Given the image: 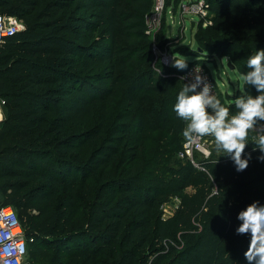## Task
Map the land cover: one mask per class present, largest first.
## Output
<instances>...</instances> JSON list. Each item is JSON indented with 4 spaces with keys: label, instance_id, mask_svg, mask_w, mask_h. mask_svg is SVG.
Instances as JSON below:
<instances>
[{
    "label": "trees",
    "instance_id": "16d2710c",
    "mask_svg": "<svg viewBox=\"0 0 264 264\" xmlns=\"http://www.w3.org/2000/svg\"><path fill=\"white\" fill-rule=\"evenodd\" d=\"M208 1L213 25L201 23V31L219 19L224 26L229 17L235 20L220 8L229 0ZM152 7L153 0H0V14L25 25L0 45V202L15 208L27 238L34 240L31 262L144 264L140 253L148 247L156 250L150 264H248L250 234L236 233L237 216L253 202L264 205L259 150L251 146L242 155L250 158L240 172L232 159L213 153L201 164L203 183L186 194V184L171 191L159 169L139 168L132 159L125 180H107L119 152L98 144L102 128L83 130L109 116L112 101L109 106L104 101L114 94L103 96L97 89L105 80L117 86L125 77L131 105L146 85L167 94L184 85L173 77L181 74L176 68L161 64L158 69L168 76L163 78L151 66L137 67L136 48L126 47L132 39L152 41L146 35ZM235 13L248 17L243 9ZM220 35L212 34L208 44L198 37L200 50L191 57L211 50L216 55ZM150 49L151 61V44ZM232 63L241 74L248 71L239 58ZM246 91L259 94L254 86ZM222 97L235 114V105ZM168 190L180 196L181 205L164 220L160 200Z\"/></svg>",
    "mask_w": 264,
    "mask_h": 264
},
{
    "label": "rangeland",
    "instance_id": "374dc122",
    "mask_svg": "<svg viewBox=\"0 0 264 264\" xmlns=\"http://www.w3.org/2000/svg\"><path fill=\"white\" fill-rule=\"evenodd\" d=\"M183 1L188 2L190 0H171L170 4L172 3V7H175L174 2H177L176 6H178ZM172 7L170 9L173 10V14L176 17L172 20L168 18V25L166 23L163 24V29L158 33L159 36L157 35L156 38L150 37L152 41L147 44L139 39H132L126 43L127 48H136V52L139 54L136 60L137 67H147L148 69L151 66L156 72L158 68H161V60L159 58L154 57L153 60H148L151 50L150 44L152 46L151 52L153 53V44L156 42L163 53L168 51L176 58L185 57L187 67L191 64H199L206 67L219 86L223 101L230 105L234 104V99L240 95L238 89H245V85L240 79L241 73L237 70H232L228 65L229 63L233 64V57H236L242 60L243 65L247 68L248 57L254 55L256 50H264V0L227 1L220 8L222 12H230L235 20L229 17L226 19L227 25L224 26L222 22L225 23V19H219L214 27L204 31L200 29L202 22H200L199 16L186 15L184 19L186 20V29L185 26L183 27L184 33H181L180 29L182 19L179 6L176 7V10ZM242 9L247 12L248 17L245 18L235 13L236 10ZM216 32L219 35L221 34L220 38L223 39L224 37L221 43H216L215 45L219 52L213 55V50H211L208 51L209 54L201 52L199 58L191 57V55H194L192 52L199 50L197 38H204V43L208 44L213 42L211 36ZM252 47H255L253 51L250 50ZM177 50L183 51L177 53ZM205 50L207 51L206 48ZM171 68L175 67L172 65ZM180 71L182 74L186 69ZM162 74L163 76L158 73V77H168L164 71ZM124 78H119L117 86L112 85L108 80L97 84L98 92H103V96L110 92H112L110 93L111 95L114 94L113 100L106 99L104 101L106 106H109L112 101L107 111L109 116L103 122H100V118H98L83 128L84 131L93 130L94 128L98 131V128H102L103 131L97 141L98 144L119 152L116 162L107 171V180H125L130 170V164L127 161L132 159L139 168L145 169L151 165V168L159 169L157 174L163 176L165 182L169 183L171 191L186 184L185 193L193 194L196 186L203 183L201 164L204 161L210 160L213 153L217 157H227L228 159H231V157L224 156L225 153L223 152H218L215 149L213 138L210 137L211 155L209 159L206 155L196 150L192 160H181L179 153L187 142L183 136L186 122L178 118L173 111V106L183 84H177L170 94L156 92L153 85L151 87L146 85L145 90L138 91L140 94L136 105H131L124 94L127 87V82ZM177 80L179 79L177 78ZM114 87L116 88L114 89ZM0 107L4 118V106L1 100ZM256 137V132H249L247 141L249 144L243 154H248L251 151V146L255 148ZM256 149L259 150L258 148ZM192 167L198 170L199 173L193 174ZM170 190L160 200V203L163 204L161 212L164 220L171 219L181 205L180 196L174 195ZM166 199L167 201H165ZM155 254L156 250H150L147 247L141 251L140 256L144 264H150V260L155 258ZM41 263L42 261L40 263L31 262L29 258L26 262V264Z\"/></svg>",
    "mask_w": 264,
    "mask_h": 264
},
{
    "label": "clouds",
    "instance_id": "9594fccd",
    "mask_svg": "<svg viewBox=\"0 0 264 264\" xmlns=\"http://www.w3.org/2000/svg\"><path fill=\"white\" fill-rule=\"evenodd\" d=\"M173 60V67L187 68L185 57L174 56ZM247 69L240 75L246 87L238 89L240 95L234 99L235 114L230 116L229 108L214 94L212 85L200 74V68L194 70L192 82L184 83L173 106L178 118L186 122L183 136L187 142L194 144L204 137H212L215 149L230 156L238 172L249 166L250 157L242 158V155L249 144L250 131L257 134L255 148L261 152L258 159L264 161V50H256L248 57ZM251 86L259 93L255 97L246 94V89ZM214 189L213 194H218L219 189ZM237 219L241 223L236 233L250 234L245 259L248 264H264V205L259 202L249 204L238 213Z\"/></svg>",
    "mask_w": 264,
    "mask_h": 264
},
{
    "label": "built area",
    "instance_id": "2783aa9c",
    "mask_svg": "<svg viewBox=\"0 0 264 264\" xmlns=\"http://www.w3.org/2000/svg\"><path fill=\"white\" fill-rule=\"evenodd\" d=\"M212 7L208 0H190L183 1L179 5V12L182 22L180 23L181 33H184L183 27L186 29V15H196L200 17V22L204 26L213 25ZM176 15L173 10L167 9V0H153L152 11L146 17V35L150 38H156L158 33L163 29L164 21L168 25V18L174 19ZM25 29L24 23L18 17H10L0 14V45H4L8 40L19 34ZM178 37V35H177ZM176 37V38H177ZM175 38V39H176ZM153 54L161 60L162 66L171 68L174 60L171 52L163 53L157 46L153 44ZM196 68L201 69V75L206 77L207 82L212 85L214 94L219 98L221 90L215 82L211 72L204 66L192 64L186 68V71L175 77L183 83L192 82L193 73ZM157 72L163 76L160 69ZM181 77H185L181 80ZM4 105V102H2ZM254 132V131H252ZM210 137H204L197 143H185L183 150L179 153V158L183 161L192 160L194 153L206 155L209 159L210 153ZM195 165V163L193 162ZM33 239H28L21 222L18 218L14 207H4L0 202V264H26L29 244L33 243Z\"/></svg>",
    "mask_w": 264,
    "mask_h": 264
},
{
    "label": "water",
    "instance_id": "95a60500",
    "mask_svg": "<svg viewBox=\"0 0 264 264\" xmlns=\"http://www.w3.org/2000/svg\"><path fill=\"white\" fill-rule=\"evenodd\" d=\"M200 50V49H199ZM229 68H231L232 70H236V67L233 65V64H231V63H229Z\"/></svg>",
    "mask_w": 264,
    "mask_h": 264
},
{
    "label": "bare ground",
    "instance_id": "6f19581e",
    "mask_svg": "<svg viewBox=\"0 0 264 264\" xmlns=\"http://www.w3.org/2000/svg\"><path fill=\"white\" fill-rule=\"evenodd\" d=\"M3 119V116H2V113H1V107H0V121H2Z\"/></svg>",
    "mask_w": 264,
    "mask_h": 264
}]
</instances>
